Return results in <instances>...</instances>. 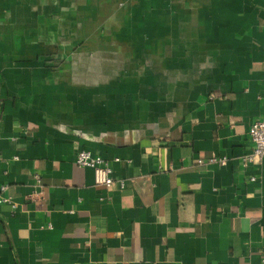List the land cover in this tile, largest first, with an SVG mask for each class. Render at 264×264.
<instances>
[{
  "label": "crops",
  "instance_id": "1",
  "mask_svg": "<svg viewBox=\"0 0 264 264\" xmlns=\"http://www.w3.org/2000/svg\"><path fill=\"white\" fill-rule=\"evenodd\" d=\"M0 112V264H264V0H0Z\"/></svg>",
  "mask_w": 264,
  "mask_h": 264
},
{
  "label": "built area",
  "instance_id": "2",
  "mask_svg": "<svg viewBox=\"0 0 264 264\" xmlns=\"http://www.w3.org/2000/svg\"><path fill=\"white\" fill-rule=\"evenodd\" d=\"M2 114L0 112V121ZM250 138L253 144V148L250 153L243 157V164L245 166L264 160V120L256 121L252 124L250 129ZM116 161H119L118 159ZM76 165L80 168H91L94 170L95 183L98 186L105 187L107 189L112 188L115 184H119V187L123 189L125 187L124 181H117L113 176V169L110 163L101 156L94 155L92 152L83 150L78 153L76 157ZM205 162L216 163L222 166L227 164V158L214 157L208 159ZM40 181L39 176H36ZM3 191L6 187L2 188ZM0 203L12 204L15 208V204L11 203L10 199L0 197ZM51 227V226H50Z\"/></svg>",
  "mask_w": 264,
  "mask_h": 264
}]
</instances>
